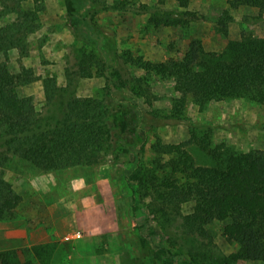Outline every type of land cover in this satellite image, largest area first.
<instances>
[{
	"label": "trees",
	"instance_id": "obj_1",
	"mask_svg": "<svg viewBox=\"0 0 264 264\" xmlns=\"http://www.w3.org/2000/svg\"><path fill=\"white\" fill-rule=\"evenodd\" d=\"M0 1V16L13 14L0 21V52L8 56L17 49L28 56L45 0H33L30 7H24L22 0ZM191 1L177 0L187 14L194 13ZM226 1L231 8L246 6L264 13V0ZM64 4L68 24L82 43L74 49L64 84L56 75L43 79L45 109L37 107L33 96L20 93L19 87L29 82L25 73L14 72L7 58L0 62V167L53 171L90 166L109 157L115 161L121 152L131 154L135 148L134 168L127 173L119 167L115 182L127 180L130 197L145 205L156 233L177 224L180 230L173 241H186V253L178 254L183 264L264 262V150H241L226 141L214 144L210 125L191 126L187 139L168 143L158 134L151 137L155 124L147 121L150 113L179 119L189 104L203 109L220 99L264 104V36L242 31L221 50L207 49L201 38L191 37L181 61H155L131 49L120 50L117 40L91 20L93 0H64ZM125 6L126 1L120 0L110 7ZM99 58L105 78L99 94L77 95L78 80L93 76ZM156 79L173 83L174 93L167 97L163 111L148 107L160 98ZM124 91L130 96H122ZM128 198L118 199L119 211ZM21 201L22 195L0 171V219L14 214ZM217 224L222 236L237 246L232 254L218 248ZM57 247L56 242H40L25 249H3L0 264H50ZM152 252L140 247L135 258L122 264H157L161 254L158 249Z\"/></svg>",
	"mask_w": 264,
	"mask_h": 264
},
{
	"label": "rangeland",
	"instance_id": "obj_2",
	"mask_svg": "<svg viewBox=\"0 0 264 264\" xmlns=\"http://www.w3.org/2000/svg\"><path fill=\"white\" fill-rule=\"evenodd\" d=\"M116 1L120 0H93L95 8L91 20L117 40L120 50L131 49L146 59L181 61L191 37L201 38L207 49L221 50L229 38L238 37L242 31L264 36V13L259 15L256 8L246 6L231 8L226 0H192L189 8L193 14L185 13L177 0H125V7L111 8ZM45 2L40 28L31 36L30 54L21 56L17 49H12L8 56L0 52V62L7 58L14 72H24L29 78L19 91L22 95L33 96L39 109H45L46 102L43 79L56 75L60 84H64L74 49L82 43L77 41L68 24L64 0ZM22 4L30 7L33 0H22ZM2 10L3 3L0 1V12ZM12 17L13 14H4L0 16V21L4 23ZM177 19L187 23L166 22ZM102 70V59L99 58L94 63L93 76L78 80L77 95L97 96L105 83L100 74ZM132 71L141 73L137 68H132ZM154 84L160 98L148 107H161L163 111L168 107L167 97L174 93L173 83L156 79ZM121 95L130 96L128 91ZM147 121L155 124L150 130L151 137L158 134L168 143L187 139L191 126L210 125L214 144L226 141L241 150H264V104L255 101L220 99L203 109L189 104L182 118L156 117L150 113ZM134 152L135 148L131 154ZM131 154L121 152L115 161L109 157L110 160L101 164L77 165L53 171L24 165L0 167V171L22 195L14 214L0 219V250L25 249L40 242H56L58 249L50 264H122L128 258H135L141 247L152 248V253L158 249L161 259L157 264L185 263L178 254L186 253V241H182L183 244L173 241V235L180 230L177 224L165 233H156L151 228L154 221L148 212L146 214L145 205L130 197L131 187L127 180L122 177L115 182L114 173H119V167L127 173L134 168ZM80 186L84 188H78ZM75 188L79 189L80 195L74 197L88 194L98 200L107 199L102 203L105 211L106 208L110 210V213L107 212L109 224L102 230L92 229L93 233L88 231L89 234L87 230L78 229L55 236L50 226L52 217L58 212L57 202L60 197H70ZM124 195L129 198L119 211L118 199ZM188 209L187 206L185 210ZM92 212L88 208L90 217ZM214 228L218 248L225 255L235 252L237 246L222 236L218 224ZM45 234H49L47 239ZM234 263L264 264L243 259Z\"/></svg>",
	"mask_w": 264,
	"mask_h": 264
},
{
	"label": "crops",
	"instance_id": "obj_3",
	"mask_svg": "<svg viewBox=\"0 0 264 264\" xmlns=\"http://www.w3.org/2000/svg\"><path fill=\"white\" fill-rule=\"evenodd\" d=\"M78 188L82 189L84 187L80 186ZM78 190L75 188L70 197L64 196L59 198L57 202L59 204L58 212L52 217V224L50 226V230H53L55 236L59 237L78 229H84L87 230V232L90 231V233H93V231H91L92 229L97 231V229L102 230L108 226L109 221L107 214L110 213V210L106 208L105 211L102 203L107 199L98 200L96 196L93 197L88 194H85V196L81 194V196L74 197L75 195H80ZM92 201H95V203H89ZM88 208L94 211L91 213V217L88 213ZM92 215H95L96 218H92ZM87 234H89V232ZM48 235L49 234H45L46 239Z\"/></svg>",
	"mask_w": 264,
	"mask_h": 264
}]
</instances>
